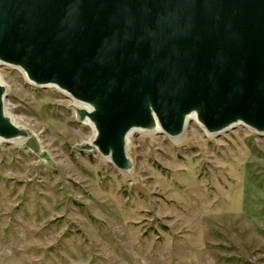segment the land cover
Listing matches in <instances>:
<instances>
[{
    "label": "rangeland",
    "instance_id": "rangeland-1",
    "mask_svg": "<svg viewBox=\"0 0 264 264\" xmlns=\"http://www.w3.org/2000/svg\"><path fill=\"white\" fill-rule=\"evenodd\" d=\"M6 112L39 140L0 141V264H264V134L131 136V174L96 151L74 99L0 66Z\"/></svg>",
    "mask_w": 264,
    "mask_h": 264
},
{
    "label": "water",
    "instance_id": "water-1",
    "mask_svg": "<svg viewBox=\"0 0 264 264\" xmlns=\"http://www.w3.org/2000/svg\"><path fill=\"white\" fill-rule=\"evenodd\" d=\"M1 65L82 105L81 150L126 174L135 132L178 138L194 116L210 135L264 134V0H0ZM6 97L0 83V141L40 155Z\"/></svg>",
    "mask_w": 264,
    "mask_h": 264
},
{
    "label": "bare ground",
    "instance_id": "bare-ground-1",
    "mask_svg": "<svg viewBox=\"0 0 264 264\" xmlns=\"http://www.w3.org/2000/svg\"><path fill=\"white\" fill-rule=\"evenodd\" d=\"M1 83V82H0ZM79 107H83L82 105H79ZM13 121L15 122V120L13 119ZM191 122H194V123H197L198 124V122H197V120H196V118L193 116V117H190V118H188V124H190ZM16 123V122H15ZM86 125H88L92 130H93V132H94V134H95V131H94V128H93V125L89 122V121H86V122H84ZM159 131H160V129H159V127H155L154 129H152V130H149V131H146V132H142V131H139V132H135V133H141V134H146V135H154V134H157V133H159ZM94 134H93V136H94ZM131 135L132 134H130V136H129V142H130V139H131ZM93 140V139H92ZM92 140L90 141V143H92Z\"/></svg>",
    "mask_w": 264,
    "mask_h": 264
}]
</instances>
